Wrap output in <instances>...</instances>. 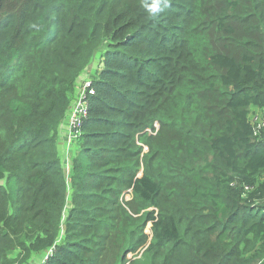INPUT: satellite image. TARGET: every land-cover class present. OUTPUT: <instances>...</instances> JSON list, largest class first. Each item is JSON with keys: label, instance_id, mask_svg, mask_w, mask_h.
Returning a JSON list of instances; mask_svg holds the SVG:
<instances>
[{"label": "trees", "instance_id": "trees-1", "mask_svg": "<svg viewBox=\"0 0 264 264\" xmlns=\"http://www.w3.org/2000/svg\"><path fill=\"white\" fill-rule=\"evenodd\" d=\"M215 1L0 0V264L52 248L45 264H100L110 244L112 264L129 250V260L141 253L130 264H264L252 225H264V190L253 209L218 189L215 165L199 171L173 154L214 148L227 104L264 95V0H228L214 14ZM223 16L241 32L228 25L214 38ZM227 47L261 58L244 93L219 72ZM96 58L104 69L67 177L56 134ZM158 130L174 148L150 142ZM182 250L192 256L173 260Z\"/></svg>", "mask_w": 264, "mask_h": 264}, {"label": "rangeland", "instance_id": "rangeland-1", "mask_svg": "<svg viewBox=\"0 0 264 264\" xmlns=\"http://www.w3.org/2000/svg\"><path fill=\"white\" fill-rule=\"evenodd\" d=\"M230 7L228 0H216L215 1V13L217 14L220 10H227ZM230 8L226 11L229 12ZM227 17L219 18L216 20L213 27V37L216 38L219 35H225L223 30H226L228 25H233L236 27L238 32H241L242 27L233 23L232 19H226ZM221 41H217L218 50ZM226 47V45H224ZM222 55L217 58V64L220 65L219 72L223 75L226 82L229 85L231 93H244V83L246 81L255 80L257 74L249 68V63H260L261 58H249L244 55V50H232L229 47L222 48ZM96 55H99L97 53ZM99 58L92 61V64L98 63ZM92 64L87 69V76L95 79L100 77V72L104 69L98 65ZM91 71V72H90ZM84 75H80L74 85L72 92V102L73 106L79 99L82 85L85 82ZM68 118L64 120L61 124L58 134H56V142L59 144V157L61 159L62 165H64V171L66 176L70 175L72 166V154L73 151H69L66 144L67 126ZM220 124L224 128V134L214 143V148L207 143L200 144L193 153L190 149L185 148L181 151H175L173 154H177L179 157L177 159L180 163H185L186 161H192L193 165L198 168L199 171L205 170L209 165H215L210 168V173L208 176H214V184L217 185L218 189L227 193L230 197L233 191L238 193L242 192V200L247 201L252 205L251 208H255L257 204L262 202L261 195L259 191L264 190V95L252 96L245 93L239 96L235 101L229 102L227 107L223 110L222 115L219 118ZM192 134H199L197 128L191 129ZM154 139L150 142L159 145L160 148H174L171 145H165L170 140V135H165L161 130H158L156 135H153ZM175 141H180L178 136H172ZM183 146L181 145V148ZM192 149V147H190ZM218 149L215 150V149ZM177 150V149H176ZM216 153H215V152ZM151 155L146 158L149 159ZM70 163V170L67 172L65 170V165ZM177 166H182L178 165ZM178 169V168H176ZM229 172V173H228ZM237 178L231 181V178ZM170 187L176 188L178 191L177 197H185L186 192L189 187L187 185H182L177 182H172ZM127 197V196H126ZM128 200L124 202L127 207V203L132 198L127 197ZM70 207L72 208V195L70 197ZM138 215V214H136ZM253 228L257 230V236L259 238L264 237V225L257 226L253 224ZM65 236L61 238L59 244H63L65 241ZM137 241V240H136ZM58 244V245H59ZM53 249V248H52ZM49 249L47 252H42L39 254H33L30 259H28L23 264H45L48 262L49 258L52 256L55 249ZM119 248L112 247L108 245L106 247L105 258L100 264H112L118 258ZM130 251V250H129ZM127 257L124 259V264H130L135 259H137L141 253L140 250L132 254L133 259L129 260L128 252ZM133 250H131L132 252ZM52 252V253H51ZM125 253V254H126ZM192 256V252L189 250H182L178 256L173 258V260L189 259ZM148 264V263H146Z\"/></svg>", "mask_w": 264, "mask_h": 264}, {"label": "built area", "instance_id": "built-area-1", "mask_svg": "<svg viewBox=\"0 0 264 264\" xmlns=\"http://www.w3.org/2000/svg\"><path fill=\"white\" fill-rule=\"evenodd\" d=\"M93 65L103 67L104 59H101L98 63L92 64V66ZM93 68H95V66H93ZM87 69L88 67L83 73L85 77V82L82 85L79 99L74 106L72 103V106L67 114V116L69 115V118L67 126L66 144L69 151H73V149H75V146H78V144L81 142L85 123L89 119L90 97L95 95V84L98 81L97 79H99V77L93 79L87 76ZM71 156L73 157V154ZM65 170L67 172L70 170V163L68 165H65Z\"/></svg>", "mask_w": 264, "mask_h": 264}, {"label": "crops", "instance_id": "crops-1", "mask_svg": "<svg viewBox=\"0 0 264 264\" xmlns=\"http://www.w3.org/2000/svg\"><path fill=\"white\" fill-rule=\"evenodd\" d=\"M60 129V128H59Z\"/></svg>", "mask_w": 264, "mask_h": 264}]
</instances>
